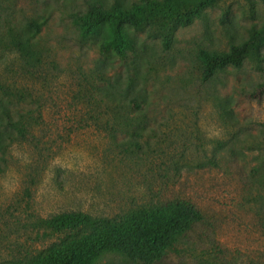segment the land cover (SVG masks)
<instances>
[{"label":"rangeland","instance_id":"rangeland-1","mask_svg":"<svg viewBox=\"0 0 264 264\" xmlns=\"http://www.w3.org/2000/svg\"><path fill=\"white\" fill-rule=\"evenodd\" d=\"M90 1L0 0V98L4 89L23 94L6 102L35 122L1 162L0 264L82 236H46L40 219L84 213L119 221L176 200L205 219L169 253L170 264L215 256L264 264V65L247 60L203 82L198 60L201 50L227 51L248 38L264 23V0H222L179 28L169 50L156 31H132L142 47L137 67L82 39L75 16ZM31 20L46 21L37 65L15 44ZM134 97L147 114L142 127L120 119V111L138 117Z\"/></svg>","mask_w":264,"mask_h":264},{"label":"trees","instance_id":"trees-1","mask_svg":"<svg viewBox=\"0 0 264 264\" xmlns=\"http://www.w3.org/2000/svg\"><path fill=\"white\" fill-rule=\"evenodd\" d=\"M222 0H91L88 9L75 16L81 37L96 45L105 58L117 60L134 67L142 63V47L132 31H156L162 38L163 47L169 50L179 28L191 25L206 9L216 7ZM46 21L31 20L27 33L16 38L19 52L32 65L42 61L38 41ZM199 70L203 82L228 72L241 69L247 60H253L261 70L264 65V23L253 26L248 38L234 42L227 51L201 50L198 55ZM264 89V83L258 86ZM0 98V174L4 173L1 162L6 163L9 148L28 140L35 124L30 111L13 109L6 101L13 102L20 92L4 89ZM131 103L139 110L138 117L121 111L122 125L138 123L141 127L147 117L143 101L132 98ZM228 116L233 113L227 105L222 106ZM15 110V111H14ZM142 130L133 132L141 138ZM142 150L139 141L130 143ZM204 214L194 204L176 200L158 207L140 209L122 220L93 218L84 213H63L40 219L36 225L46 236L67 232L81 233L54 243L17 264H170L169 253L178 252V245L188 239L191 232L204 222ZM112 256V260L101 263ZM227 263V262H226ZM221 257L201 258L199 264H226Z\"/></svg>","mask_w":264,"mask_h":264}]
</instances>
